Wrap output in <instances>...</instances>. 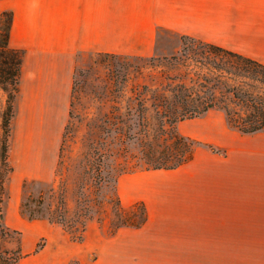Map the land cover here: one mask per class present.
<instances>
[{"label":"rangeland","instance_id":"rangeland-1","mask_svg":"<svg viewBox=\"0 0 264 264\" xmlns=\"http://www.w3.org/2000/svg\"><path fill=\"white\" fill-rule=\"evenodd\" d=\"M172 47L152 55L77 53L66 120L47 164L38 162V156L33 163L18 159L13 131L17 91L8 113L0 87V249L17 256L16 264H166L136 254L161 250L157 242L166 240V215H171V234L187 226L201 227L203 235L224 229L228 213L217 207L206 210L205 201L201 213L167 214L166 187L148 222L142 202L122 201L119 194L125 184L136 182L125 179L129 174L139 175V182L166 179L140 172L155 169L159 160L147 154L166 150L172 130L193 147L189 163L176 172L187 179L178 190L182 202L225 193L228 179L241 172L242 132L225 138L235 140L234 146L218 143L216 113H224L221 108L172 126L162 119L155 97L170 96L167 89L179 82L198 91L195 71H206L195 62L198 54L180 53V36Z\"/></svg>","mask_w":264,"mask_h":264},{"label":"crops","instance_id":"crops-1","mask_svg":"<svg viewBox=\"0 0 264 264\" xmlns=\"http://www.w3.org/2000/svg\"><path fill=\"white\" fill-rule=\"evenodd\" d=\"M3 11L11 14L8 45L21 50L13 124L21 163L35 162L34 156L45 164L53 159L68 112L77 53L152 55L166 52V45H178L179 36L185 34L264 65V0H0V14ZM216 114L218 143L234 146L235 140L225 138L240 132L227 123L223 112ZM241 134V172L234 171L225 193L204 200L202 194L195 195L192 203L182 202L184 195L178 190L187 179L176 172L189 161L162 168L166 171L140 172L166 179L139 182L136 173L125 178L136 182L122 187L121 200L142 202L148 212L144 222L158 210L154 205H160L165 187L167 214L201 213L204 201L206 210L217 207L228 213L224 229L218 227L212 235H203L197 226L171 234V215H166V240L157 242L161 250L136 253L141 259L166 264L224 260L225 264H264V128Z\"/></svg>","mask_w":264,"mask_h":264},{"label":"trees","instance_id":"trees-1","mask_svg":"<svg viewBox=\"0 0 264 264\" xmlns=\"http://www.w3.org/2000/svg\"><path fill=\"white\" fill-rule=\"evenodd\" d=\"M10 23L11 14L3 11L0 14V87L6 92L8 113L18 89L21 65V50L8 45ZM180 37V53L198 54L200 57H195V62L206 71H195L197 85L200 86L198 91L193 85L179 82L167 89L170 96L155 97L162 119L172 126L179 120L198 117L212 107H219L224 111L228 124L239 132L263 129L264 65L256 59L193 36L183 34ZM7 124L6 120V132ZM170 137L166 150H160L154 157L147 154L148 158L159 160L153 164L154 168H174L192 158L193 147H190L187 137L173 130ZM7 252V249H0V264H16L17 256H6Z\"/></svg>","mask_w":264,"mask_h":264}]
</instances>
